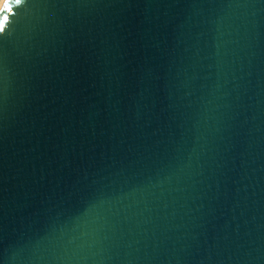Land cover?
I'll return each mask as SVG.
<instances>
[{
    "label": "water",
    "instance_id": "water-1",
    "mask_svg": "<svg viewBox=\"0 0 264 264\" xmlns=\"http://www.w3.org/2000/svg\"><path fill=\"white\" fill-rule=\"evenodd\" d=\"M0 23V264H264V0Z\"/></svg>",
    "mask_w": 264,
    "mask_h": 264
},
{
    "label": "snow or ice",
    "instance_id": "snow-or-ice-1",
    "mask_svg": "<svg viewBox=\"0 0 264 264\" xmlns=\"http://www.w3.org/2000/svg\"><path fill=\"white\" fill-rule=\"evenodd\" d=\"M4 31V23H0V32Z\"/></svg>",
    "mask_w": 264,
    "mask_h": 264
},
{
    "label": "bare ground",
    "instance_id": "bare-ground-1",
    "mask_svg": "<svg viewBox=\"0 0 264 264\" xmlns=\"http://www.w3.org/2000/svg\"><path fill=\"white\" fill-rule=\"evenodd\" d=\"M3 2H4V0H0V7H1V5H2Z\"/></svg>",
    "mask_w": 264,
    "mask_h": 264
}]
</instances>
